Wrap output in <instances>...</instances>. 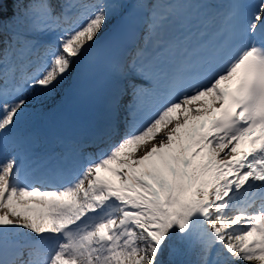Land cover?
Returning <instances> with one entry per match:
<instances>
[{"label": "snow or ice", "instance_id": "obj_1", "mask_svg": "<svg viewBox=\"0 0 264 264\" xmlns=\"http://www.w3.org/2000/svg\"><path fill=\"white\" fill-rule=\"evenodd\" d=\"M0 0V136L28 88L49 93L86 53L110 11L106 0ZM153 5L148 30L167 15ZM171 12L172 6L167 7ZM226 36L189 53L141 119L159 69L144 46L114 70L129 79L127 130L67 174L30 181L15 156L0 161V264H163L185 244L190 264H264V0H234ZM52 33L41 43L31 37ZM59 179V183H53ZM259 186L256 193L241 200Z\"/></svg>", "mask_w": 264, "mask_h": 264}, {"label": "rangeland", "instance_id": "obj_2", "mask_svg": "<svg viewBox=\"0 0 264 264\" xmlns=\"http://www.w3.org/2000/svg\"><path fill=\"white\" fill-rule=\"evenodd\" d=\"M158 1L160 2V4H165V3L171 2L172 3L171 6L174 7V9L179 12V14L182 13V12H184V10H185L184 7L181 6V3L182 2L187 3L188 6H189V3L187 2L188 0H158ZM106 2H111V3H117V4H119L120 3V0H106ZM159 2H157V3H159ZM179 7H181V8L179 9ZM160 10L165 11L166 9L165 8H161ZM114 12H116V10L115 11H110L109 12V15H111ZM109 15H108V17H109ZM38 35H40V34H37V35H35V36L31 37V38L32 39H38V37H37ZM64 78H65V76L58 83H56L55 87L50 91L51 94H54V93L57 94V92H58V86L64 80ZM53 97H51V98L46 97V98H43L41 100L39 99L40 101L37 102V104H35V106L25 105L23 111L21 112L22 114H25V115H21V116H23L24 118H26L28 115H30L35 110L38 111V112H41V111H44V110L48 109L50 107V105H51L52 100L54 99ZM31 99L33 100V98H31ZM36 99H38V98H36ZM105 148L106 147L102 148V150H104Z\"/></svg>", "mask_w": 264, "mask_h": 264}, {"label": "trees", "instance_id": "obj_3", "mask_svg": "<svg viewBox=\"0 0 264 264\" xmlns=\"http://www.w3.org/2000/svg\"><path fill=\"white\" fill-rule=\"evenodd\" d=\"M16 2L17 0H6L5 10L8 14H11L14 10ZM24 2H27V0H24ZM176 247L179 251L171 256L167 249L161 254L159 259L163 264H190V262L196 259L195 252H190L185 244L177 243ZM237 264H243V262H237Z\"/></svg>", "mask_w": 264, "mask_h": 264}, {"label": "bare ground", "instance_id": "obj_4", "mask_svg": "<svg viewBox=\"0 0 264 264\" xmlns=\"http://www.w3.org/2000/svg\"><path fill=\"white\" fill-rule=\"evenodd\" d=\"M190 3L194 4V6H193L190 10H194V11H196V9H197V8H200L201 5H202L204 2H203L202 0H191ZM190 7H191V6H190ZM188 11H189V10H188ZM188 11H187V12H188ZM167 27H169L168 24H163V26H162L160 29L157 30V32H156V36L159 35V34H160V36H162V35H161V34H162V29L165 30ZM128 90H129V88H128ZM251 191H252V192H255L256 195H259V194H258L259 190H258V191H255L254 188H253V189H251ZM251 191H250V193L247 194V195L244 193V197L242 198L243 201L248 199V197L251 195Z\"/></svg>", "mask_w": 264, "mask_h": 264}]
</instances>
